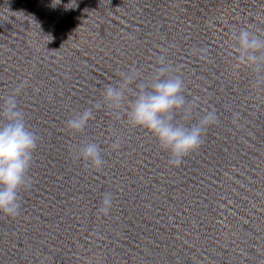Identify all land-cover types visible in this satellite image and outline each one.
I'll list each match as a JSON object with an SVG mask.
<instances>
[{
  "label": "clouds",
  "instance_id": "clouds-1",
  "mask_svg": "<svg viewBox=\"0 0 264 264\" xmlns=\"http://www.w3.org/2000/svg\"><path fill=\"white\" fill-rule=\"evenodd\" d=\"M229 55L233 61V75L248 69L253 74L251 86L264 90V32L242 26L230 33ZM201 59L208 56L207 48L194 50ZM115 83L105 85L101 100L76 113L65 122L73 134H82L94 112L107 109L119 119L121 113L131 128L149 132L162 151L169 155L168 163L180 166L184 158L197 151L208 129L219 123L214 107L202 109L203 114L191 123L199 108V98L188 99L186 83L179 68L173 65L162 49L149 75L137 67L120 72ZM27 81L20 82L6 96L0 97V214L15 218L20 213V192L30 187L29 171L34 152L38 147V135L31 130L18 103ZM239 112L232 113V122L238 123ZM123 138L115 136L110 147L118 150ZM103 149L95 141H85L72 152L75 161L82 162L90 170L100 171L105 160ZM113 207V196L105 192L98 212L107 216Z\"/></svg>",
  "mask_w": 264,
  "mask_h": 264
}]
</instances>
